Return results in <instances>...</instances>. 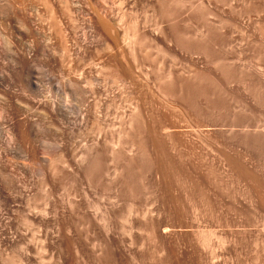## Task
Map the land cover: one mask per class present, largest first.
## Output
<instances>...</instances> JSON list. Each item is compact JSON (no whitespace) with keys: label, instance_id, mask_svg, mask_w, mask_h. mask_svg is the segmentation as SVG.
<instances>
[{"label":"rangeland","instance_id":"1","mask_svg":"<svg viewBox=\"0 0 264 264\" xmlns=\"http://www.w3.org/2000/svg\"><path fill=\"white\" fill-rule=\"evenodd\" d=\"M121 1L0 0V264H264V154L226 133L232 116L264 126V108L250 96L257 75L264 78V0H184L176 16L182 33L221 28L212 58L163 40L170 23L159 0ZM98 18L108 24L99 41ZM130 26L145 39L135 60L122 42ZM99 54L123 77L119 85L108 76L87 84ZM227 63L246 72L249 95L228 85L245 115L238 100L217 111L200 100V111L157 89L159 77L216 76L214 66ZM64 98L59 115L55 103ZM135 106L145 132L128 129L123 139L124 187L108 144L118 142L126 129L120 116ZM30 128L34 140L24 138ZM88 150L102 160L97 183L85 179ZM236 153L243 168L224 160Z\"/></svg>","mask_w":264,"mask_h":264},{"label":"bare ground","instance_id":"2","mask_svg":"<svg viewBox=\"0 0 264 264\" xmlns=\"http://www.w3.org/2000/svg\"><path fill=\"white\" fill-rule=\"evenodd\" d=\"M117 1L119 2V6H121L123 4L121 0H117ZM159 1H160L159 4H161L160 5L161 6L160 7L161 14L170 23L169 24L170 26L168 28V33L164 32V30H163V32H161L163 40L165 42L166 41L169 42V40L171 41L172 38H174L175 40H173V41L174 42L176 41L177 46L180 49L186 51V53L188 51L194 55L196 54V55L203 56L204 58H212L214 56V52H215L214 46H215V44H217L216 43V37L218 38L217 34H218V30H219L220 26L215 25V23H209V24L206 23V24H208L207 25L208 27L206 26L204 31L197 33L195 35V38H193L194 36L193 37L188 36V34H187L188 32H186L185 34L182 33L183 32V31L181 32L182 29L179 30V27H177V23H176V19H177L176 16L179 14V8L184 4V0H159ZM199 7H201V6L199 5ZM197 8H198V5H197ZM230 9H232V8H230ZM198 10H201V9H198ZM203 10H204V7H203ZM2 12L3 11L0 10V13H2ZM94 12H95L94 14H96L98 16V12L95 10H94ZM230 13L232 14V16L237 15V14H235V12L233 10H231ZM198 14H199V12H198ZM205 15H207V14L206 13L201 14V18L202 19L204 18V20H205V17H204ZM244 15L242 14V16H244ZM208 16H207V18H208ZM245 16L248 17V15H245ZM123 17L124 16L121 15V17L119 19V23L122 22ZM258 17H256L255 19L258 20ZM252 19H254V18H252ZM208 21H209V19H208ZM219 23L221 25H225V24L230 25V23L228 22V19H224V18H220ZM96 24H97V26L94 27L95 37L98 39V41L103 40V37L106 36V34H107L106 32H107V25L108 24L104 20H101L99 18L97 19ZM130 24H132V23H130ZM206 24H204V25H206ZM157 26L158 25H156V27ZM99 27H102V29H100ZM156 27H155V30H156ZM124 32L125 33L122 36V42H123L124 46H126L130 58L135 60L136 59V53L135 52L138 48L137 46L140 45L142 43V41H144L145 39L140 38L141 35L137 34V31L134 27H131L130 29H128ZM157 34L159 35L160 33H157ZM217 40L219 41L220 37ZM103 46L104 47L102 48V50L106 51L109 48L108 44L106 45V43L103 44ZM158 48H160V47H158ZM97 53H99L98 50H97ZM99 58H100V61L98 58H97L98 60L92 61V66L95 68V74L96 75L92 79H90L87 82V84L98 85L100 83V80H99L100 76H103V77L108 76V78L110 79V82L112 83L111 84L112 86H113V84L119 85L120 84L119 82L123 81V80H121V79H123V77L119 73L112 71L109 67H107L106 63H102L103 60H102V57L100 56V54H99ZM215 62H216V60L213 61V64H216ZM220 65L221 66L218 69L214 66L215 71L216 70L218 71V72L216 71V73H218V75H216V76L204 74L203 71L197 70L189 78H183V79L178 78V79H176L172 76V74H169L165 78L159 77V81L162 79H163V81L159 82V85H157V89L161 93H163L165 95H169V96H174L176 94H179L182 100L187 102L190 106L194 107L195 109H197V110L200 109V111H201V107L197 103V101H200V100H202V102L203 101L207 102L206 103L207 105L209 103V105H211V108L215 111H217V109H221V108L229 109L231 102H235L236 100H238L241 103V107H242L241 115H245V113L248 111L247 106L244 104L243 99L242 100L238 99L241 96H238L236 98L232 89H229V88H231L229 86L231 85L230 83H233V82H234V84L235 83L238 84L240 86V88H238L235 91L236 94L240 95V93L242 92V95H245L244 93H246V92H243V91H246V87L241 86V85L246 84V83H244V78H246L245 77L246 72L244 71L245 73H244V78H243V75H241L240 72L238 74L236 72H234L228 63L227 64H220ZM145 76L147 77V75H145ZM257 77H258V80H256V81L259 82V89L258 90L256 89L254 92H251L250 96L252 97L255 104L264 108V78H263V76L261 77V75H257ZM106 82L108 83L109 80L107 79ZM256 84H257V82H256ZM68 85H70V83ZM104 87L107 89L106 86H104ZM104 87H103V89H104ZM117 87H119V86H117ZM72 88H73V85H72ZM247 90H248V88H247ZM247 95H249V93ZM64 100H65V98L62 99V101L55 103L56 109L58 110L59 115H63L62 111H63V108L65 107V105L63 104ZM95 105H96V103H95ZM207 105H206V107H207ZM108 106H110V105H108ZM208 107L210 108V106H208ZM215 111H213V112L215 113ZM215 115L216 114H214L213 116H215ZM143 117L144 116H143L142 111H141L139 106H135L134 108H132L130 110V113L126 116V119H125L124 115H121L120 116V124L121 125L126 124V129H125V131L119 129V131H118V142L117 143H114L111 140L108 144L109 145L108 155L110 157V160L112 162L115 161L118 163V167L116 168L118 171V174L114 180H117V184L120 183L122 186L125 185V159L123 157L124 151H123V147H122L123 145H125V141H123V139L125 137V134H127L128 129L132 130L134 133L138 134L139 136L143 135V133L145 132L144 120H143L144 118ZM231 119H232V121H231L230 127L232 129L229 128V130H226V133L229 134L230 139L233 141L238 140V142L241 145H243L249 149H254L263 155L264 154V126L263 127H256V128L254 126V128H249L248 126H246V123L244 121H242V119H239L236 116H232ZM233 127H235V129H237L236 127H239L240 130H233ZM195 128H198V127H195ZM166 131H168V130H166ZM24 138L26 140H30V139L34 140L35 139V133H34L32 128L25 131ZM142 143L144 144V142H142V140H141V144ZM138 146L141 147V145H139V144H138ZM140 147H137L136 152L138 150L137 154L139 153L140 157L141 156L144 157L145 152H144L143 148L142 147L140 148ZM235 155H236L235 157L230 156V155H227L226 157L224 156V160L227 161L228 165L231 166L232 168L233 167L238 168V169L243 168L242 162L240 163V161H239L240 159H238V158H240V154L238 155L236 153ZM81 164L83 166H85V167H83L85 169V173H84L85 177H86L85 179H87L89 181H93V180L95 181V178H97L99 175L105 173L104 169H103V165H102V160L100 158H98L97 155H95L91 150H88L87 152H85L83 154V156L81 158ZM188 164H190V163H188ZM145 165H146V163H145ZM149 166H150V164H149ZM188 166H190V165H188ZM193 167H195V166L193 165ZM193 167H191V168H193ZM99 178H100V176H99ZM120 188H121V186H120ZM69 206L73 207L71 202H69ZM95 211L97 212L98 209H95ZM42 214H44V212H42ZM94 216L96 218L95 220L100 225H102L103 229H105V230L108 229V225L106 222V216L103 213H98V212L95 213L94 212Z\"/></svg>","mask_w":264,"mask_h":264}]
</instances>
